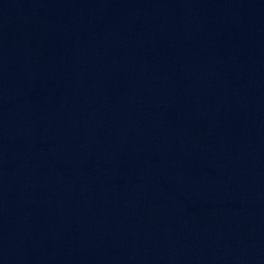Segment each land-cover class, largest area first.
Returning <instances> with one entry per match:
<instances>
[{"label":"water","instance_id":"95a60500","mask_svg":"<svg viewBox=\"0 0 264 264\" xmlns=\"http://www.w3.org/2000/svg\"><path fill=\"white\" fill-rule=\"evenodd\" d=\"M0 264H264V0H0Z\"/></svg>","mask_w":264,"mask_h":264}]
</instances>
